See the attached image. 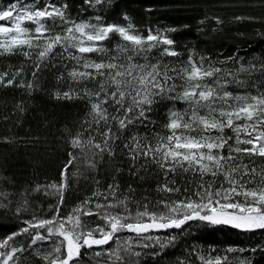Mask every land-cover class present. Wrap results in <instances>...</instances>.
<instances>
[{
    "label": "snow or ice",
    "instance_id": "snow-or-ice-1",
    "mask_svg": "<svg viewBox=\"0 0 264 264\" xmlns=\"http://www.w3.org/2000/svg\"><path fill=\"white\" fill-rule=\"evenodd\" d=\"M120 2L0 6V90L31 94L57 69L54 98L84 105L58 179L0 171V264H253L239 254L264 243L176 250L193 225L264 232V58L181 48L180 29L141 27Z\"/></svg>",
    "mask_w": 264,
    "mask_h": 264
},
{
    "label": "trees",
    "instance_id": "trees-1",
    "mask_svg": "<svg viewBox=\"0 0 264 264\" xmlns=\"http://www.w3.org/2000/svg\"><path fill=\"white\" fill-rule=\"evenodd\" d=\"M72 2L77 4L80 0ZM6 3L7 0H0V6ZM149 8L151 11H146ZM118 11L127 12L141 27L145 24L177 27L180 30L174 35L181 48L195 47L201 54L219 57L222 61L230 54L240 55L249 62L264 58V36L260 35L264 34V0H121ZM236 16L256 19L240 22L235 20ZM215 17L223 23L217 24ZM17 59L13 58L12 62ZM56 74L57 69L44 72L39 89L31 94L18 88L0 90V115L9 117L7 121L0 120V137L12 141H0V171L8 176L15 174L25 186L26 182L58 179L59 168L69 150L64 128L78 126L84 114L82 102L54 98L55 91L67 90L62 82H57ZM18 103L23 105L24 112L16 109ZM176 107L182 109L185 105L178 103ZM72 202L73 197L69 195V206ZM0 223L10 225L11 222L0 219ZM189 241L200 248L251 249L258 242L264 243V232L253 234L230 227L193 225L191 235L186 233L180 239L182 247L176 250L177 255ZM239 255L251 259L253 264H264V253L260 251ZM174 259L170 256L162 264H171Z\"/></svg>",
    "mask_w": 264,
    "mask_h": 264
}]
</instances>
